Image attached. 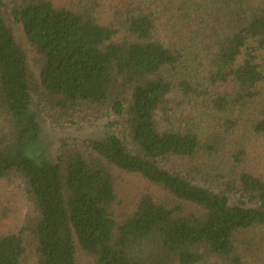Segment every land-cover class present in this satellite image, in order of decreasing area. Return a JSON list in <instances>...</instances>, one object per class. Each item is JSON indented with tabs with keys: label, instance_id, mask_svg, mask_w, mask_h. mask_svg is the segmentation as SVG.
<instances>
[{
	"label": "trees",
	"instance_id": "trees-1",
	"mask_svg": "<svg viewBox=\"0 0 264 264\" xmlns=\"http://www.w3.org/2000/svg\"><path fill=\"white\" fill-rule=\"evenodd\" d=\"M0 181V264H264V0H0Z\"/></svg>",
	"mask_w": 264,
	"mask_h": 264
},
{
	"label": "rangeland",
	"instance_id": "rangeland-1",
	"mask_svg": "<svg viewBox=\"0 0 264 264\" xmlns=\"http://www.w3.org/2000/svg\"><path fill=\"white\" fill-rule=\"evenodd\" d=\"M36 111L42 128L39 147L45 151L46 155H49L52 158L56 155L62 139L99 138L107 130L103 125L81 128L69 125L55 127L49 123L48 119L40 111ZM145 187L146 183L140 178L133 175H122L117 187L119 210L124 212L128 211ZM3 208L8 210V217L2 219L0 230L3 232H9L20 225L26 212L25 202L21 197L16 183L7 184L5 181H0V211ZM82 264H86V262L82 261Z\"/></svg>",
	"mask_w": 264,
	"mask_h": 264
}]
</instances>
